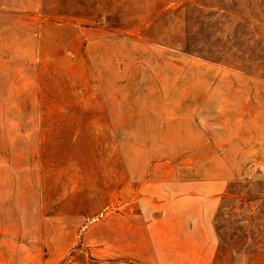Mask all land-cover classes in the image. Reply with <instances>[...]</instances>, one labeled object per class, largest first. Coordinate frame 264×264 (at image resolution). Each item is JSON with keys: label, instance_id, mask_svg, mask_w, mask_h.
Instances as JSON below:
<instances>
[{"label": "rangeland", "instance_id": "1", "mask_svg": "<svg viewBox=\"0 0 264 264\" xmlns=\"http://www.w3.org/2000/svg\"><path fill=\"white\" fill-rule=\"evenodd\" d=\"M264 264V0H0V264Z\"/></svg>", "mask_w": 264, "mask_h": 264}, {"label": "crops", "instance_id": "2", "mask_svg": "<svg viewBox=\"0 0 264 264\" xmlns=\"http://www.w3.org/2000/svg\"><path fill=\"white\" fill-rule=\"evenodd\" d=\"M73 264H87V263H73Z\"/></svg>", "mask_w": 264, "mask_h": 264}]
</instances>
